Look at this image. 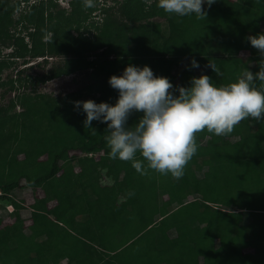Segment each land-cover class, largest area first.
<instances>
[{
	"label": "trees",
	"instance_id": "16d2710c",
	"mask_svg": "<svg viewBox=\"0 0 264 264\" xmlns=\"http://www.w3.org/2000/svg\"><path fill=\"white\" fill-rule=\"evenodd\" d=\"M29 1L0 0V50L13 49L8 59L24 64L27 56L59 59L53 77L89 73L97 103L115 104L118 92L108 79L128 64L148 65L185 87L194 76L219 85L259 68L247 36L264 32V0H215L204 5L205 17L169 15L157 0H112L116 7L87 26L95 9L83 0H68V15L55 0ZM21 2L25 8L14 17ZM192 58L200 68L187 70ZM214 59L228 66L211 74ZM9 64L0 60V72ZM1 87L23 94L10 77ZM74 101L81 100L59 105L38 95L20 102L23 110L13 116V102L0 105V264H233L232 253L241 264H264V117L242 120L227 135L196 133L198 151L175 179L141 175L131 162L109 158L106 124L93 121V134ZM141 115L133 113L129 126ZM102 169L109 185L99 183ZM29 189L43 196L30 205L35 221L25 227L16 197ZM3 203L15 208L7 212Z\"/></svg>",
	"mask_w": 264,
	"mask_h": 264
},
{
	"label": "clouds",
	"instance_id": "9594fccd",
	"mask_svg": "<svg viewBox=\"0 0 264 264\" xmlns=\"http://www.w3.org/2000/svg\"><path fill=\"white\" fill-rule=\"evenodd\" d=\"M214 2L157 0V7L176 17H205L204 5L210 7ZM94 6V0H83V7ZM247 41L259 52V70L246 69L233 82L217 85L202 74L192 77L187 87L174 86L148 65L128 64L120 75L108 79L118 92L115 104L89 99L74 101V108L85 114L83 124L93 134V121L106 124L109 158L131 162L141 175L154 171L180 179L198 151L196 133L207 130L227 135L242 120L264 117V32L247 36ZM210 67L218 73L214 65ZM198 68L199 62L192 58L187 70ZM133 113L142 115L129 126Z\"/></svg>",
	"mask_w": 264,
	"mask_h": 264
},
{
	"label": "rangeland",
	"instance_id": "374dc122",
	"mask_svg": "<svg viewBox=\"0 0 264 264\" xmlns=\"http://www.w3.org/2000/svg\"><path fill=\"white\" fill-rule=\"evenodd\" d=\"M32 1H29V3ZM35 2V1H34ZM57 9H64L66 14L68 15L70 12V7L68 5V0H55ZM95 6L93 9H95L91 14L90 17L86 22L83 23V26H87L88 23H92L94 21H99L103 15L102 10L106 9L107 7L113 5V7H116L112 0H94ZM25 3L21 2V5L19 9L15 12L14 17L17 16V14L24 10ZM54 11L56 9H53ZM216 10V9H214ZM58 19V18H57ZM73 33V31H72ZM76 34V33H74ZM90 35V34H88ZM25 41L28 43V38H25ZM29 47V45H28ZM13 50V49H12ZM10 48H2L0 50V60H6L8 61L9 67L3 69L0 72V80L1 82H6L7 79L12 78L15 80V85H21V93L15 94L14 92L10 93H4V87L0 88V94L5 95L3 98H0V105H9L13 102V107H10L9 109V116L17 115L19 112L23 110L22 106H20L21 103H33L38 99V95H44L48 98H51L55 100L56 103L59 105H63L64 102L69 101L70 99H80L81 101L86 100H94L97 98L98 92H97V86H94V89L92 91L88 90V87L93 83L92 78H90L89 73L84 74L80 76V73L66 75V76H54L52 75L51 71L54 70L55 67L59 65V59H55L54 57L47 58V62L43 63L41 58L36 59H29L27 56L25 59H27V64H24L25 61L22 58H12L8 59L7 55L12 51ZM240 55L244 58L248 57V52L242 51ZM212 65L217 68L219 65H222L224 67H227L228 64L224 60L216 61L215 59L212 60ZM209 72L213 74L215 71L209 66L208 68ZM259 68H254L253 73L257 72ZM18 71H24L20 81L15 78L16 72ZM17 80V81H16ZM97 83V81H96ZM95 83V85H96ZM220 84H225L224 81H219ZM21 102V103H20ZM199 148V147H198ZM75 153L70 152V155H74ZM78 155V153H77ZM18 159H22V156H18ZM27 165H30L28 163ZM110 170L115 172L116 168L111 165ZM101 177L99 180V183L101 185H109L112 182V179L105 174V169L100 170ZM12 179H15V173L14 171L11 172ZM187 179L191 182H196L197 179L195 175L189 174L187 176ZM4 180V173L0 174V182ZM42 191L40 189L32 190L29 189L27 191L24 190H18L16 201L21 203L23 205V209L20 211L21 218L23 219L24 226L27 227L28 224L35 221V219L31 220L30 217V211H31V204L36 201V199L41 198ZM3 206L6 208V211H12L15 208V204H4ZM5 223H13L14 219L12 217L5 216L4 218ZM36 236H39L40 232L34 233ZM231 262L233 264L242 263L241 257L235 255L234 253L230 256Z\"/></svg>",
	"mask_w": 264,
	"mask_h": 264
},
{
	"label": "bare ground",
	"instance_id": "6f19581e",
	"mask_svg": "<svg viewBox=\"0 0 264 264\" xmlns=\"http://www.w3.org/2000/svg\"><path fill=\"white\" fill-rule=\"evenodd\" d=\"M11 212V211H10Z\"/></svg>",
	"mask_w": 264,
	"mask_h": 264
},
{
	"label": "built area",
	"instance_id": "2783aa9c",
	"mask_svg": "<svg viewBox=\"0 0 264 264\" xmlns=\"http://www.w3.org/2000/svg\"><path fill=\"white\" fill-rule=\"evenodd\" d=\"M102 154V153H101Z\"/></svg>",
	"mask_w": 264,
	"mask_h": 264
}]
</instances>
